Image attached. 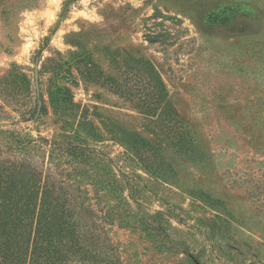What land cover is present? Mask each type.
<instances>
[{
  "label": "rangeland",
  "instance_id": "rangeland-1",
  "mask_svg": "<svg viewBox=\"0 0 264 264\" xmlns=\"http://www.w3.org/2000/svg\"><path fill=\"white\" fill-rule=\"evenodd\" d=\"M0 147L119 264H264V0H0Z\"/></svg>",
  "mask_w": 264,
  "mask_h": 264
},
{
  "label": "trees",
  "instance_id": "trees-1",
  "mask_svg": "<svg viewBox=\"0 0 264 264\" xmlns=\"http://www.w3.org/2000/svg\"><path fill=\"white\" fill-rule=\"evenodd\" d=\"M12 152L0 147V264H119L104 217L65 189L52 156Z\"/></svg>",
  "mask_w": 264,
  "mask_h": 264
},
{
  "label": "water",
  "instance_id": "water-1",
  "mask_svg": "<svg viewBox=\"0 0 264 264\" xmlns=\"http://www.w3.org/2000/svg\"><path fill=\"white\" fill-rule=\"evenodd\" d=\"M35 85H36L37 97H38V109H37V117H38L43 107V99H42L40 82H39V63H37L35 66Z\"/></svg>",
  "mask_w": 264,
  "mask_h": 264
}]
</instances>
